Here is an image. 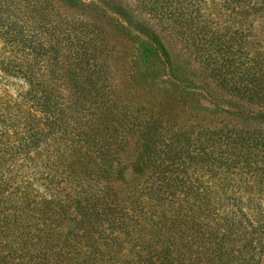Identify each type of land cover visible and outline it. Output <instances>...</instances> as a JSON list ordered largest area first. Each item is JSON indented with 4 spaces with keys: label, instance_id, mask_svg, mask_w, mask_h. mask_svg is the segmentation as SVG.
I'll list each match as a JSON object with an SVG mask.
<instances>
[{
    "label": "rangeland",
    "instance_id": "374dc122",
    "mask_svg": "<svg viewBox=\"0 0 264 264\" xmlns=\"http://www.w3.org/2000/svg\"><path fill=\"white\" fill-rule=\"evenodd\" d=\"M10 27L29 44L0 37V174L12 162L68 184L20 206L0 185V264H264V0H0ZM40 40L59 43L61 66L35 57ZM72 46L98 74L69 73ZM19 67L63 116L35 109ZM38 125L40 147L18 148ZM95 144L117 171L89 173ZM90 188L108 216L75 210Z\"/></svg>",
    "mask_w": 264,
    "mask_h": 264
},
{
    "label": "trees",
    "instance_id": "16d2710c",
    "mask_svg": "<svg viewBox=\"0 0 264 264\" xmlns=\"http://www.w3.org/2000/svg\"><path fill=\"white\" fill-rule=\"evenodd\" d=\"M27 36V35H26ZM23 35L20 31H15L11 27L9 29L2 30L0 29V37L3 39H7V41H13L21 42V44H29V40L27 37ZM56 39V38H55ZM157 39V38H156ZM159 41V47L161 51H164L165 56L169 57V53L164 47L163 43ZM29 48V47H27ZM153 48V46H150L147 48V51L149 53L150 50ZM71 50L73 51V54H70L69 59L65 58V62L67 63L68 71L69 73L74 77L77 78V80H81L82 77H79L78 75H85L86 72L90 77H94V75L99 73V69L95 64H93L91 59L89 58L90 55V49L88 46H82L81 48H76L72 46ZM35 52V57L40 58L41 56L48 55L47 57L51 60V66L55 64V66H61L57 65L59 64L63 59L61 57V47L59 46V43L54 44H45L40 40L39 44H36L33 47V50ZM95 59V58H94ZM170 60V58H169ZM95 61V60H93ZM7 63L4 62V60H0V67L3 69L2 65H6ZM8 66V65H6ZM22 68L19 67L17 69V72L21 71ZM24 71L22 73V77L24 81L30 86L29 93H31V103L35 106V109L41 113V115L45 118L46 121H51L54 119V117L59 114L63 116L65 113L66 105L62 100H60L57 96L53 95V93H50L46 90V87L43 85V82L35 79L36 73L33 68H27L22 70ZM87 75V74H86ZM35 76V77H34ZM41 88V91L39 93L38 89ZM2 120L0 119V140H6L9 138V132L6 128L2 127ZM48 125V124H45ZM50 125V124H49ZM50 126H47V128ZM46 132L45 127L37 126L32 127L30 129H22L20 132H15L17 135L20 136V141L18 148H20L23 151L30 150V149H37L40 147L41 142L40 140L43 139L44 134ZM6 137V139H4ZM1 144V141H0ZM4 146L6 148L10 147L11 144L4 142ZM95 151L97 153V162L94 164V169L90 170L89 173L94 174L96 176H100L99 174L102 173H110L112 170H116V164H113L112 161L107 160L108 155L103 153L101 154L102 148L98 146V144H95ZM0 159V163H1ZM24 166V165H21ZM19 164H14L12 162H8V165L5 170L0 174V185L2 186L3 192H8L10 189L15 190L18 193V196L15 198V204L21 205L25 201V196L27 195V192L29 190H34V186L43 184V186L47 189L52 187L54 179H57L60 177L62 180L58 183H65L68 184V181L66 177L61 176V173L58 172H50L46 171L45 173H42V176L35 177L37 175V171L33 172L34 177L27 174L26 170H20L21 167ZM0 169H3L0 167ZM121 172V170H120ZM75 176L78 178H81L85 172L81 169H75L74 170ZM69 174V173H67ZM74 175V174H73ZM79 185H82L81 182H78ZM91 190V191H90ZM93 190V191H92ZM87 191L86 196H80L78 200L75 202V210L78 213H82L87 219H102L103 215L108 216L109 211L111 210V204L108 203L105 196H103L101 193H97V189L90 188ZM83 194V193H82ZM81 195V194H80Z\"/></svg>",
    "mask_w": 264,
    "mask_h": 264
}]
</instances>
